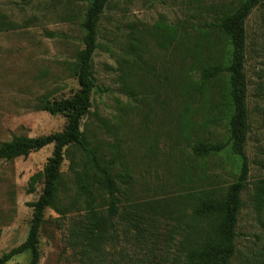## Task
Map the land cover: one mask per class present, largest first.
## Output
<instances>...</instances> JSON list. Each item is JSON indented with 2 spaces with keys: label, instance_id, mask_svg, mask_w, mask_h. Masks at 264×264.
I'll return each mask as SVG.
<instances>
[{
  "label": "rangeland",
  "instance_id": "obj_1",
  "mask_svg": "<svg viewBox=\"0 0 264 264\" xmlns=\"http://www.w3.org/2000/svg\"><path fill=\"white\" fill-rule=\"evenodd\" d=\"M264 3V0H262ZM89 0H0V143L14 136L62 131L67 117L39 110L40 101L70 98L78 91L71 70L83 48L80 22ZM239 0H109L98 23L93 55L97 87L81 130L108 166L116 184L118 212H131L155 232L144 264H185L190 238L206 223L192 216L194 194L219 195L238 175L237 160L225 149L196 157L200 142H226L222 93L226 76L204 80L203 68L228 57L224 35L209 24ZM246 106L249 128L244 146L248 162L243 206L236 228L232 264L262 256L264 232L250 197L264 178V6L245 20ZM47 145L27 156L0 160V256L27 236L29 202L42 183L27 192L31 175L51 156ZM86 159L75 147L61 165L56 207L46 208L39 229L38 264H80L68 245L69 231L85 214L77 171ZM92 201L106 212V195L96 185ZM110 248V247H108ZM118 249L144 257L120 238ZM24 251L5 264H28Z\"/></svg>",
  "mask_w": 264,
  "mask_h": 264
},
{
  "label": "trees",
  "instance_id": "obj_2",
  "mask_svg": "<svg viewBox=\"0 0 264 264\" xmlns=\"http://www.w3.org/2000/svg\"><path fill=\"white\" fill-rule=\"evenodd\" d=\"M109 0H89L80 22L83 48L74 57L71 70L78 83V91L70 98L40 101L36 108L50 114L63 113L67 122L62 131L41 136H14L0 143V160L9 161L27 156L52 144L53 150L43 169L34 173L28 180L27 192L35 191L37 183H42L38 198L28 203L32 217L28 233L23 242L0 256V264H5L15 255L24 251L31 254L28 264H38L39 229L44 220L46 208L56 207L61 165L69 147L78 149L86 159V171H77L78 190L85 197L83 221L69 231L68 245L76 252L80 264H144L153 251L155 232L144 227L136 217L127 212H118L116 184L108 166L90 145L81 130V119L88 112L91 94L98 89L93 72V55L98 47V23ZM263 5L262 0H239L238 5L219 16L209 24L212 29L225 36L229 46L225 62L203 68L204 80L226 76V87L222 93L227 128L226 142L200 141L192 147L196 157L217 154L228 149L237 160L238 175L226 191L219 195L201 191L194 194L192 216L196 221L207 224L199 227L190 238L192 244L187 249L185 264H232L236 254V228L239 213L243 206L241 192L246 188L248 162L244 146L249 128L246 106L247 83L245 67V20L252 9ZM97 186L106 195V212L102 215L92 201V187ZM255 207L257 220L264 232V178L257 180L250 197ZM131 248L143 249L144 257L134 249L131 254L116 248L120 238ZM264 247V240L262 241ZM110 247V248H108ZM249 264H264V252L260 257L251 258Z\"/></svg>",
  "mask_w": 264,
  "mask_h": 264
}]
</instances>
